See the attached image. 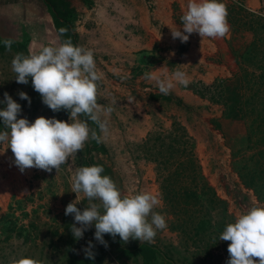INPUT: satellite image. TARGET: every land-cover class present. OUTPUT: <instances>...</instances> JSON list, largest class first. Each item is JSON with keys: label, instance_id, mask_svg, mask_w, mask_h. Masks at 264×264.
<instances>
[{"label": "rangeland", "instance_id": "rangeland-1", "mask_svg": "<svg viewBox=\"0 0 264 264\" xmlns=\"http://www.w3.org/2000/svg\"><path fill=\"white\" fill-rule=\"evenodd\" d=\"M70 2L77 14L75 45L93 51L97 70L103 74L98 103L113 109L101 114L107 132L98 128L105 150L86 151L89 139L57 172L31 168L22 173L13 162L11 148L0 143V264H12L21 256L41 264H68L74 256L86 264H227L230 242L219 240L220 234L253 204H264V197L257 198L247 184L258 159L260 177L255 187L264 195V124L254 127L253 122L258 112L264 114V0H223L230 33L222 39L231 48L235 69L232 75H216L208 83L197 79L181 85L196 95L192 103L172 92L160 93L158 85L146 90L132 86L129 73L146 74L158 59L151 54L155 44L150 53L142 51L145 62L141 68L112 72L105 69L104 60H108L80 34L81 25L89 28L99 22L106 23L103 31L128 39L135 32L134 19L141 14L148 16L157 31L182 28L181 17L189 0ZM192 36L190 41L204 44L220 40L202 39L198 33ZM10 37L24 43L26 56L42 45L62 42L45 0H0V101L7 92L21 105L18 118L26 117L29 122L38 116L68 121V111L53 112L33 86L16 82L11 66L16 54L3 43ZM188 41L178 39V53ZM123 61L129 62L127 58ZM167 62L173 73V61ZM20 92L28 94L30 105L20 98ZM5 107L0 103V109ZM0 131H5L2 119ZM92 165H102V175L110 176L123 194L149 191L158 196L160 203L154 211L167 222L152 243L160 253L146 259L129 250L139 240L124 242L109 234L104 235L105 247L95 239L94 224L81 239L74 238L70 229L74 214L65 215L66 206L77 195L71 191V181L78 168ZM78 198L77 207L83 211L89 201L82 192ZM89 241L94 259L86 258L83 250Z\"/></svg>", "mask_w": 264, "mask_h": 264}, {"label": "clouds", "instance_id": "clouds-1", "mask_svg": "<svg viewBox=\"0 0 264 264\" xmlns=\"http://www.w3.org/2000/svg\"><path fill=\"white\" fill-rule=\"evenodd\" d=\"M227 16L223 0H189L181 17L183 27L171 29L172 38H179L182 43L187 42L192 33H198L202 39L225 38L230 33ZM59 32L65 34L67 29L62 27ZM3 43L10 51L14 40L7 38ZM11 66L17 83L28 84L31 77L34 90L53 112L62 109L69 112L68 121L38 116L34 122H29L26 117L18 118L21 105L7 92L4 93V100L0 103L6 107L0 109V119L5 131H0V143L11 148L13 162L22 173L31 168L47 172L55 169L57 172L70 157L83 149L89 139L100 142L101 136L89 126L88 121L106 133V121L101 119V114L111 113L113 109L98 103L99 82L103 74L97 70L92 50L74 45L69 37L58 44L42 45L27 56L17 53ZM148 78L156 81L159 92L164 95L170 94L177 83L183 86L191 83L181 70L174 71L165 79L158 76ZM19 96L31 104L26 92H20ZM103 172L102 165L83 166L72 177L71 191L77 195L66 206L65 215L74 214L75 223L70 227L74 238L81 239L94 224L95 239L105 247V234L113 238L118 235L124 242L131 238L141 243H154L157 230L167 227L164 215L154 211L160 203L158 196L149 191L123 194L114 180L102 175ZM81 192L89 201L83 211L77 207ZM219 240L230 242L227 264H264V204H253L234 222L228 223ZM93 247L89 241L83 249L86 258L94 259ZM12 264L41 262L21 256Z\"/></svg>", "mask_w": 264, "mask_h": 264}, {"label": "crops", "instance_id": "crops-1", "mask_svg": "<svg viewBox=\"0 0 264 264\" xmlns=\"http://www.w3.org/2000/svg\"><path fill=\"white\" fill-rule=\"evenodd\" d=\"M137 8L138 10H143V6H137ZM93 10L95 11L96 9L94 8ZM103 24L106 23L99 24L98 22L94 27L89 28L81 25L80 34L92 49L108 60V63H105L104 60L105 69L112 72L128 73L130 72V68L135 70L141 68L145 62L142 58L144 54L142 51L150 53L152 46L156 45L151 54L158 59L146 69L147 75L141 72L129 73L132 76L130 77L132 80L131 84L135 88L140 87L146 90L150 89L149 85H157L156 81L149 79L148 76H158L161 79L170 76L171 72L167 62L169 59L173 61V66H171L174 69L173 71L180 68L192 81L199 79L204 83H208L216 75L225 77L232 75L234 72V56L230 46L224 39H220L218 43L215 42L214 44L206 40L207 42L204 44L202 40L190 41L193 36H189L186 47L178 53L179 38L173 39L170 29L157 31L149 23L148 16L144 14L134 19L133 27L135 28V32L130 36L128 35V39L124 35L118 36L113 35L111 31H103ZM108 24L111 23L109 22ZM137 29L138 31H136ZM126 58L129 62L123 61ZM115 61H119V63H115ZM114 84L113 86L116 87L117 83ZM151 89H154V87ZM171 92L181 97L187 103L197 101L196 95L191 90L182 88L178 83ZM214 114L216 112L211 113V115ZM218 119L221 120V118Z\"/></svg>", "mask_w": 264, "mask_h": 264}, {"label": "trees", "instance_id": "trees-1", "mask_svg": "<svg viewBox=\"0 0 264 264\" xmlns=\"http://www.w3.org/2000/svg\"><path fill=\"white\" fill-rule=\"evenodd\" d=\"M83 1L88 2V0H83ZM45 2L51 10L54 26H55L57 32L59 33L62 42L65 39L70 37L73 44L75 45L76 32L73 30V27H74V20L76 19L77 14H76V10L73 7V5L71 4L70 0H45ZM62 27L67 29V32L65 34H61L59 32V29ZM5 39H7V38H5ZM12 39L14 40V43L12 44V48L15 51V54L23 53V50L25 49L24 43L20 40L15 39V38H12ZM28 84L32 86L31 77H29ZM151 96L157 97L158 95L157 94H151ZM253 122H255L254 124L256 125L254 127H257L259 125V123L264 124V114L261 115V113L258 112L254 116ZM90 124H91L92 129L96 130L98 133V126L91 121H90ZM90 140H91V144L86 147V151H89L90 149H98L100 151L105 150V147L101 142H97V141L92 140V139H90ZM188 160L190 161V163L193 167V172L196 173V169L193 165L192 160L191 159H188ZM174 171H176V170H174ZM251 171H252V173H251ZM251 171L249 172V179L247 181V184L251 185L254 188V191H255L257 198L264 197V195L260 194L259 190L256 189V187H258V185H256V184H257V181L260 177V169H259V160L258 159H255V167ZM174 193H178V192L174 191ZM129 250H131L133 252L135 251L138 253L139 252L142 253L144 255V258H146V259L149 256H155L156 254L160 253V250L154 244L148 243V242L135 244L132 247H130ZM68 264H86V262L82 261V260H80L74 256L69 260Z\"/></svg>", "mask_w": 264, "mask_h": 264}]
</instances>
